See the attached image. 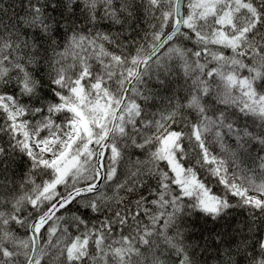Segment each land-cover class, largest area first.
<instances>
[{"label":"snow or ice","instance_id":"snow-or-ice-1","mask_svg":"<svg viewBox=\"0 0 264 264\" xmlns=\"http://www.w3.org/2000/svg\"><path fill=\"white\" fill-rule=\"evenodd\" d=\"M0 264H264V0H0Z\"/></svg>","mask_w":264,"mask_h":264}]
</instances>
